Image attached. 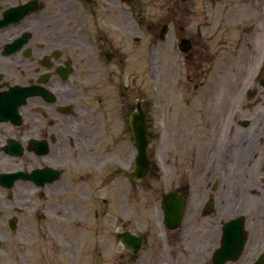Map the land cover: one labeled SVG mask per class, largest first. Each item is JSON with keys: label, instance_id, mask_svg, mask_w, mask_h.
<instances>
[{"label": "flooded vegetation", "instance_id": "af4514ba", "mask_svg": "<svg viewBox=\"0 0 264 264\" xmlns=\"http://www.w3.org/2000/svg\"><path fill=\"white\" fill-rule=\"evenodd\" d=\"M250 6L264 17V0H0V264H264V49ZM142 28L169 37L170 89L203 103L186 128L158 130L137 80L125 84ZM120 88L132 157L102 174L126 188L93 207L88 146L124 131L106 111L88 128V102Z\"/></svg>", "mask_w": 264, "mask_h": 264}, {"label": "rangeland", "instance_id": "374dc122", "mask_svg": "<svg viewBox=\"0 0 264 264\" xmlns=\"http://www.w3.org/2000/svg\"><path fill=\"white\" fill-rule=\"evenodd\" d=\"M160 14L156 13L157 21L160 19ZM250 43L252 49H264V21H261V15L257 11V6H250L249 15ZM184 23L183 20H180ZM194 26L197 22H194ZM255 27V28H254ZM258 27V29H256ZM256 30H258L256 32ZM171 37V36H170ZM141 42L132 44L129 42L127 49H132L135 56V62L129 63L128 70L125 73V84H129L133 78L137 80L138 88L140 89V97L145 100L146 107L151 110L152 121L158 130L165 132L170 127L186 128L192 125L191 112L203 108L202 101H194L189 103V106L184 104V100L188 97V93L183 83L179 84L176 91H172L169 86L168 72L165 62V49L167 48V41L156 42L152 33L142 28L140 32ZM172 39V38H171ZM196 41V40H195ZM126 52V49H123ZM116 69V66H111ZM132 83V82H131ZM131 83L129 85H131ZM122 89L112 90V99L108 101L92 103L88 102V128L90 124L97 129L102 128L103 117L101 112L105 111L110 115L111 120L116 131H124L118 138L113 148L104 146L102 148L90 149L88 146V201L93 194L97 197L88 203L89 206H105L101 203L102 197H107L112 200L114 192L126 188V181L115 176H106L102 174L103 168L109 166L110 171H114L121 167H126L123 164L124 160L131 159L132 152L129 148V134L125 133L127 130V107L121 100L120 93ZM96 97H100L96 95ZM100 127V128H99ZM160 128V129H159ZM165 138L161 141V151L157 155L161 160L165 156L166 150ZM162 153V154H161ZM131 155V156H130ZM98 164L99 169H97ZM121 165V167H120ZM96 168L97 170H95ZM78 201V200H77ZM85 205L86 202L79 201L77 206ZM89 229V226H88ZM79 247V245H77Z\"/></svg>", "mask_w": 264, "mask_h": 264}, {"label": "water", "instance_id": "95a60500", "mask_svg": "<svg viewBox=\"0 0 264 264\" xmlns=\"http://www.w3.org/2000/svg\"><path fill=\"white\" fill-rule=\"evenodd\" d=\"M164 32H165V29H164ZM164 32L162 34V38H164ZM132 125L135 129V132H136L137 143L139 145L138 160L141 161V167H142V166H145V164H147V159H148V157H147L148 142L146 139V130H145L146 124L144 121L143 114H139V113L133 114ZM144 174H146V173L144 171H141V173H139V172L130 173L128 176L139 178V176H143Z\"/></svg>", "mask_w": 264, "mask_h": 264}]
</instances>
